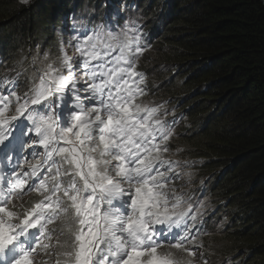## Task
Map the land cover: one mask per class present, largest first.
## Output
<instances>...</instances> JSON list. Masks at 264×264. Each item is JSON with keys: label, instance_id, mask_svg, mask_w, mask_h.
Returning <instances> with one entry per match:
<instances>
[{"label": "snow or ice", "instance_id": "6c2138e0", "mask_svg": "<svg viewBox=\"0 0 264 264\" xmlns=\"http://www.w3.org/2000/svg\"><path fill=\"white\" fill-rule=\"evenodd\" d=\"M75 48L55 60L45 54L23 96L12 91L20 72L0 77V157L20 169L7 178L0 169V264H38L41 255L55 264H193L171 249L195 255L190 229L200 213L168 185L179 161L164 158L173 132L159 107L137 102L144 48L136 28L96 30ZM26 135L28 148L43 146L32 153L41 159L13 165L7 152L23 149ZM32 191L42 199L24 208Z\"/></svg>", "mask_w": 264, "mask_h": 264}, {"label": "trees", "instance_id": "16d2710c", "mask_svg": "<svg viewBox=\"0 0 264 264\" xmlns=\"http://www.w3.org/2000/svg\"><path fill=\"white\" fill-rule=\"evenodd\" d=\"M59 1L0 0V42L4 32L16 50L32 45L40 38L36 18L54 19ZM123 1L135 5L130 14L138 15L146 34L140 39L158 47L139 63V72L150 81L147 100L163 102L167 109L159 107L157 115L166 128H175L167 146L199 160L228 215L231 207L241 211L235 230L228 229L229 251L246 250L248 264L259 255L264 260V0L112 3L119 7ZM109 2L88 0L89 7L81 9L120 27Z\"/></svg>", "mask_w": 264, "mask_h": 264}, {"label": "rangeland", "instance_id": "374dc122", "mask_svg": "<svg viewBox=\"0 0 264 264\" xmlns=\"http://www.w3.org/2000/svg\"><path fill=\"white\" fill-rule=\"evenodd\" d=\"M83 1V0H82ZM87 1L88 0H84L83 1V3H82V7L83 8H87V7H89V6H87L88 5V3H87ZM71 5H73V1H72V3H71ZM131 7H135V6H127L126 5V10H125V15L123 14L124 12V10L123 9H120L122 12H120V15L123 17V18H125V19H127V20H124L122 23H121V27L120 28H118L117 30H112V29H110V28H108V27H102V26H99V27H97V29L96 30H102L103 32H113V33H115V32H118V31H120L121 29H123L124 27H125V25H128L129 27H134V26H131L129 23H130V17H129V14L131 13V12H134V9H132ZM93 11H95L94 10V8L93 7H90ZM61 10V9H60ZM76 10H78L77 9V6H75L74 7V9L73 10H71L70 12H75ZM118 11H120L119 9H117ZM80 15V17H75V15L72 17V20L67 24V26H66V28L64 29V31H63V33L65 34L66 33V39L64 40V44H66L67 45V47L69 48L68 49V54L70 55V56H73V52H71V51H76V48H75V46L74 45H76L78 42H80V41H83V40H85L86 39V37H87V35H92V34H89V33H87L86 32V30L84 29L85 28V26H86V23L84 22L85 20H83L81 17H83L84 15H83V13L82 14H79ZM86 15H90L91 16V14H85V17H86ZM116 17L118 18V16L116 15ZM75 24L73 27H71L72 26V24ZM9 26V25H8ZM110 27H115L116 25L114 24V23H112L111 25H109ZM74 30H75V32H74ZM47 32H50L49 30H47ZM74 34V35H73ZM138 34V33H137ZM76 35V36H75ZM71 41V43H69ZM158 50V47H156V45H153V47L152 48H150V49H148L147 51H144L143 53H142V55L141 56H139V61H140V63H143L149 56H152V55H154L155 54V52ZM151 53H153V54H151ZM141 70V68H140V66L138 65V71H140ZM82 95H84V93H81ZM243 221L245 222V219H243ZM227 238H229V237H227ZM231 245H233V243H228L227 244V250L230 248V246ZM260 258V257H259ZM255 259H257V258H255Z\"/></svg>", "mask_w": 264, "mask_h": 264}, {"label": "bare ground", "instance_id": "6f19581e", "mask_svg": "<svg viewBox=\"0 0 264 264\" xmlns=\"http://www.w3.org/2000/svg\"><path fill=\"white\" fill-rule=\"evenodd\" d=\"M71 1H73V5H71L70 4V0H60L57 4V6H56V8L59 10V8L63 11V8H69V7H71L70 9H69V11L68 12H70L71 10H73L74 9V7L75 6H77V9H79L80 8V6L82 5V3H83V1L82 0H71ZM115 0H110V4H112L113 6H114V8H115V16L117 15L118 16V21H120L121 23L124 21V20H127V19H125V18H123L121 15H120V12H122L120 9H123L124 11V13H125V10H126V5L127 6H135L133 3H125V1H123V2H121V5L119 6V7H117V3L115 4V3H112V2H114ZM59 4L60 5H62V7H60L59 6ZM109 5V4H108ZM107 5V6H108ZM121 6H123V8H121ZM117 9H119L120 11H118ZM65 12V11H64ZM67 12V11H66ZM60 13H62V12H60ZM123 13V14H124ZM114 17V16H113ZM103 23V22H102ZM112 23H110L109 25H111ZM105 27H107V26H105ZM140 27V26H139ZM137 30V33L138 34H142V35H145L146 36V34H144L145 33V31H143V32H141L140 30L141 29H136ZM74 32H75V30H74ZM74 35V34H73ZM76 36V35H75ZM147 37H149V36H147ZM147 37H144L143 36V38L144 39H149V38H147ZM156 43H154L153 45H155ZM153 45H145V46H143V48H144V50H143V52L144 51H147L148 49H150V48H152L153 47ZM75 46V45H74ZM142 52V53H143ZM142 53L139 55V56H141L142 55ZM136 71H138V66H137V68H136ZM182 173H186L185 171H177V169L175 170V175H182ZM186 175H183V177L182 178H178V179H176V181H177V183H179V184H183L184 183V181L186 180ZM240 215H242V213H241V211L236 207H231V212H230V215H229V223H228V228L230 229V230H235L234 228H235V219H236V217L237 216H240ZM243 219H245V217H243ZM198 229H200V228H198ZM228 235V234H227ZM227 235H225L224 233H222L221 232V234H220V236H224V237H227ZM166 244V247H165V250H169L168 248H167V242L165 243ZM246 250H244V249H242V252H245ZM260 257V258H259ZM255 263H261V264H264V260H263V256L262 255H259L258 256V258L256 259V261L253 263V264H255Z\"/></svg>", "mask_w": 264, "mask_h": 264}, {"label": "clouds", "instance_id": "9594fccd", "mask_svg": "<svg viewBox=\"0 0 264 264\" xmlns=\"http://www.w3.org/2000/svg\"><path fill=\"white\" fill-rule=\"evenodd\" d=\"M224 234L227 235V234H228V230H227L226 232H224ZM227 236H228V235H227ZM227 244H228V243H227ZM246 252H247V251H246Z\"/></svg>", "mask_w": 264, "mask_h": 264}]
</instances>
